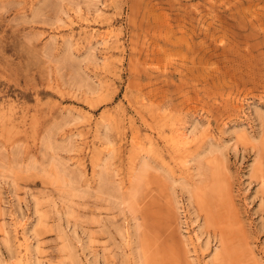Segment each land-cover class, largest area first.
I'll use <instances>...</instances> for the list:
<instances>
[{"label": "rangeland", "instance_id": "rangeland-1", "mask_svg": "<svg viewBox=\"0 0 264 264\" xmlns=\"http://www.w3.org/2000/svg\"><path fill=\"white\" fill-rule=\"evenodd\" d=\"M0 264H264V0H0Z\"/></svg>", "mask_w": 264, "mask_h": 264}]
</instances>
